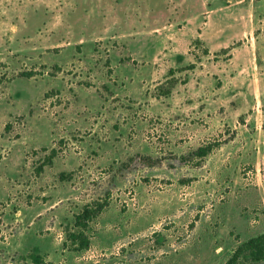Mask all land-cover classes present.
<instances>
[{
    "label": "rangeland",
    "instance_id": "374dc122",
    "mask_svg": "<svg viewBox=\"0 0 264 264\" xmlns=\"http://www.w3.org/2000/svg\"><path fill=\"white\" fill-rule=\"evenodd\" d=\"M259 231L264 0H0V264H223Z\"/></svg>",
    "mask_w": 264,
    "mask_h": 264
},
{
    "label": "trees",
    "instance_id": "16d2710c",
    "mask_svg": "<svg viewBox=\"0 0 264 264\" xmlns=\"http://www.w3.org/2000/svg\"><path fill=\"white\" fill-rule=\"evenodd\" d=\"M172 72L173 69L170 68L169 73L172 74ZM171 81L173 80L169 79V82ZM168 92L169 89H166V93ZM218 145L219 142H213L199 146L194 155L201 160ZM103 207L104 205L101 203L86 204L74 215L73 228L66 231V239L73 251H81L89 246L88 229L90 222L102 211ZM28 257L35 264L44 261L40 254L29 253ZM262 261H264V232L259 231L237 243L223 264H247Z\"/></svg>",
    "mask_w": 264,
    "mask_h": 264
},
{
    "label": "crops",
    "instance_id": "0c3cea01",
    "mask_svg": "<svg viewBox=\"0 0 264 264\" xmlns=\"http://www.w3.org/2000/svg\"><path fill=\"white\" fill-rule=\"evenodd\" d=\"M253 44H254V39H253V37H250V45H249V47H252Z\"/></svg>",
    "mask_w": 264,
    "mask_h": 264
}]
</instances>
